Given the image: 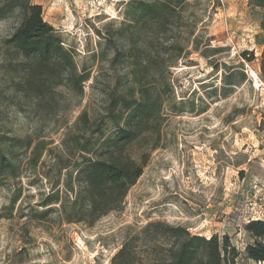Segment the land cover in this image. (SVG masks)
I'll return each mask as SVG.
<instances>
[{
    "label": "rangeland",
    "instance_id": "1",
    "mask_svg": "<svg viewBox=\"0 0 264 264\" xmlns=\"http://www.w3.org/2000/svg\"><path fill=\"white\" fill-rule=\"evenodd\" d=\"M31 1L85 80L82 94L52 75L47 79L62 84L44 98L19 91L36 63L5 46L21 12L0 18V136L16 166L0 183V264H110L130 239L136 261L159 259L170 238L162 228H146L150 223L206 238L226 235L239 252L237 264H258L246 258L254 240L244 227L264 220L263 10L248 0H186L178 7L163 0L175 9L165 26L140 9L160 0ZM138 71L161 101L154 133L143 132L124 150L145 163L142 175L122 210L92 226L69 223L59 210L67 200L66 169L59 171L70 146L63 145L65 134L86 112L111 137L110 101L138 97ZM12 139L21 142L12 146ZM37 139L48 145L33 169ZM68 170L74 180L72 165ZM45 211V220L35 219Z\"/></svg>",
    "mask_w": 264,
    "mask_h": 264
},
{
    "label": "trees",
    "instance_id": "2",
    "mask_svg": "<svg viewBox=\"0 0 264 264\" xmlns=\"http://www.w3.org/2000/svg\"><path fill=\"white\" fill-rule=\"evenodd\" d=\"M173 1L178 7L186 0L170 2ZM248 1L263 10L259 26L264 33V0ZM170 2H141L140 9L145 15L159 19L162 24L168 26L172 13H175ZM15 9L21 12V19L5 40V46L24 59L36 63L18 84V90L27 89L35 98H44L52 93L55 86L62 84H57L55 79H47L52 75L62 76V82L82 94L81 84L85 78L77 72L72 53L62 47L53 27L43 20L41 5L34 4L31 0H2L0 18L7 17ZM248 55L249 53H242L250 62L252 57H247ZM260 70L264 76V45ZM137 73L138 97L135 99L113 96L110 101L105 119L115 129L111 137L105 136L106 125L100 120H92L86 112L78 116L73 127L68 128L65 134L63 145L68 142L70 146L67 147V162L59 166V171L66 169L64 189L67 200L60 205L59 210L64 220L69 223L92 226L108 213L122 210L127 191L142 175L145 163L132 160L124 150L143 132L159 126L161 101L141 72ZM11 142L12 146H17L21 141L12 139ZM2 145L3 138L0 136V173H5L0 174V183L4 181L2 178L14 175L16 169ZM47 145L48 143L40 139L34 143L29 159L33 169L37 167ZM30 146L31 140L28 139L25 147ZM78 159L81 161L77 162ZM71 165L75 171L74 180L72 172L68 170ZM74 181L78 183L76 188ZM47 212L36 213L38 215H35V219L45 220ZM146 228H162L169 236L170 246L166 254L159 259L136 261L133 253L134 239H130L116 252L110 264H237L239 252L231 245L226 235L220 238L217 234H212L206 238L191 235L179 226L164 227L160 223H150ZM244 230L254 240L252 244L245 246L246 258L264 264V220L249 221ZM150 248L156 249L155 246ZM21 254L18 253V256ZM19 262L21 263V259Z\"/></svg>",
    "mask_w": 264,
    "mask_h": 264
},
{
    "label": "bare ground",
    "instance_id": "3",
    "mask_svg": "<svg viewBox=\"0 0 264 264\" xmlns=\"http://www.w3.org/2000/svg\"><path fill=\"white\" fill-rule=\"evenodd\" d=\"M249 76L253 79L254 83H255V87H259V82L258 79L256 77V74L253 71L248 72Z\"/></svg>",
    "mask_w": 264,
    "mask_h": 264
}]
</instances>
